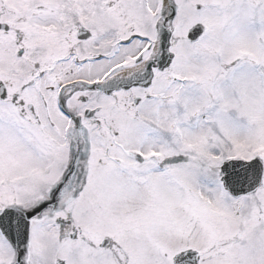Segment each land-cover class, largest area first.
<instances>
[{
	"label": "snow or ice",
	"instance_id": "6c2138e0",
	"mask_svg": "<svg viewBox=\"0 0 264 264\" xmlns=\"http://www.w3.org/2000/svg\"><path fill=\"white\" fill-rule=\"evenodd\" d=\"M0 264H264V0H0Z\"/></svg>",
	"mask_w": 264,
	"mask_h": 264
}]
</instances>
